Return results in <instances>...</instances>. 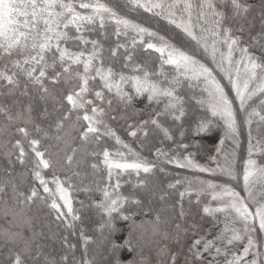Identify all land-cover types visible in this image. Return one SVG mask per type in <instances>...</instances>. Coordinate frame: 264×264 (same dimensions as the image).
I'll use <instances>...</instances> for the list:
<instances>
[{
	"label": "snow or ice",
	"instance_id": "1",
	"mask_svg": "<svg viewBox=\"0 0 264 264\" xmlns=\"http://www.w3.org/2000/svg\"><path fill=\"white\" fill-rule=\"evenodd\" d=\"M0 136V264H264V0H0Z\"/></svg>",
	"mask_w": 264,
	"mask_h": 264
},
{
	"label": "trees",
	"instance_id": "2",
	"mask_svg": "<svg viewBox=\"0 0 264 264\" xmlns=\"http://www.w3.org/2000/svg\"><path fill=\"white\" fill-rule=\"evenodd\" d=\"M114 3L116 2H122V0H113ZM253 2L258 6L259 5V0H253ZM215 136L219 137L220 133L213 129L211 132L207 134L205 137V141L208 144L209 147H211V137L210 136ZM3 137L0 136V143H2ZM242 141V148L241 151L238 153V157L240 155H243L244 158L246 159V149H247V142H246V136L241 138ZM238 170L242 171V166L238 160L237 163ZM23 171L22 169H18L17 171V178L18 179H23L24 177H21L20 173ZM46 215V210L41 208L39 205L33 206L30 210L27 211V216L32 218L33 221V226L36 228L37 231L41 229L44 223V217ZM11 217H8L5 219L3 216H0V232H2L4 229L9 227L8 220H10ZM139 217H137V222L139 223ZM19 223V228L14 229L15 231H21L23 232L24 235H30V231L28 227L24 224L23 219H18ZM46 230V229H45ZM148 237H151V233L149 232ZM155 238H146L144 241H142L143 244V256H144V264H155L156 261V247L154 243ZM124 258L125 259H131V254L125 252L124 253Z\"/></svg>",
	"mask_w": 264,
	"mask_h": 264
},
{
	"label": "rangeland",
	"instance_id": "3",
	"mask_svg": "<svg viewBox=\"0 0 264 264\" xmlns=\"http://www.w3.org/2000/svg\"><path fill=\"white\" fill-rule=\"evenodd\" d=\"M210 137H211L212 144L216 143L218 141V138H219V137H215V136H212V135ZM246 156H247V153H246ZM254 158L257 159V163L264 164V157H261V156L257 155Z\"/></svg>",
	"mask_w": 264,
	"mask_h": 264
}]
</instances>
